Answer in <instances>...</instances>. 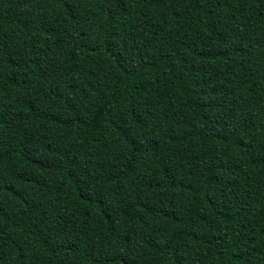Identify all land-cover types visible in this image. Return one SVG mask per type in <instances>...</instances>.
Wrapping results in <instances>:
<instances>
[{
  "label": "trees",
  "instance_id": "obj_1",
  "mask_svg": "<svg viewBox=\"0 0 264 264\" xmlns=\"http://www.w3.org/2000/svg\"><path fill=\"white\" fill-rule=\"evenodd\" d=\"M0 264H264V0H0Z\"/></svg>",
  "mask_w": 264,
  "mask_h": 264
}]
</instances>
